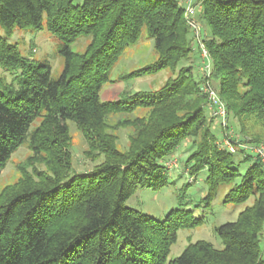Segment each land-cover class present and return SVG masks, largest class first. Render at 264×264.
I'll return each mask as SVG.
<instances>
[{"label":"trees","instance_id":"trees-1","mask_svg":"<svg viewBox=\"0 0 264 264\" xmlns=\"http://www.w3.org/2000/svg\"><path fill=\"white\" fill-rule=\"evenodd\" d=\"M197 2L208 28L200 42L211 60L209 80L229 126L237 124L243 142L264 143V0ZM15 30L53 37L63 59L59 77L51 78L48 61L20 53ZM143 30L156 60L121 79L162 70L172 76L157 90L101 101V87ZM190 31L178 0H0V170L25 142L43 166L19 170V180L0 192V264H264V170L249 154L235 162L217 148L203 80L192 73ZM79 37L88 43L74 52ZM113 116L125 118L112 126ZM68 121L86 142L83 155L95 163L89 170H73ZM118 128L129 130L126 149L118 147ZM188 139L195 150L184 166L192 176L206 171L195 208L210 207L221 188L224 203H252L215 227L221 249L199 240L169 260L178 231L204 223L182 201L184 189L180 207L163 219L125 203L140 189L168 185L164 164Z\"/></svg>","mask_w":264,"mask_h":264},{"label":"rangeland","instance_id":"rangeland-1","mask_svg":"<svg viewBox=\"0 0 264 264\" xmlns=\"http://www.w3.org/2000/svg\"><path fill=\"white\" fill-rule=\"evenodd\" d=\"M75 2H80V0H75ZM195 2H197V0H195ZM180 5L182 7L184 6L182 3ZM196 13L198 14V10ZM196 20L201 26V36H203L205 32L208 34V28L205 22L202 20L200 21L199 16H196ZM194 37V33L190 31L189 38L193 51L191 66L193 67V76L197 80L201 78L200 68L203 64L199 43ZM11 41L17 43L20 53L23 56L35 59L36 62L48 61L51 65V78L55 79L59 77L63 69V59L58 54V49L53 37L46 30H15L11 37ZM87 43L88 38L79 37L77 41L71 45V50L74 52H82ZM155 60L156 54L153 51L152 41L148 39L146 31L143 30L138 43L126 49L121 59L110 72L109 78L112 82H108L101 87L99 91L100 100L103 102L116 101L122 94H133L138 91L147 92L159 89L161 85L172 76L170 70H162L152 76L134 77L128 80L121 79L125 74L150 65L154 63ZM188 64L187 62H183L181 66H186ZM1 72L0 70V74ZM211 84L215 87L213 83ZM204 110L205 114L208 116L206 108H204ZM142 113L141 110L138 111L139 115ZM119 118H125V116H113L110 118L109 124L114 126ZM38 123L39 120H36L31 129L36 127ZM210 124L211 129L217 136L215 140L216 144V142L220 140L221 129H219L214 121ZM67 125L71 137L73 170L77 172L89 170L95 163H92L83 155L84 151L87 149L86 142L73 122L68 121ZM230 126L234 136L241 140L238 135L237 124L230 121ZM114 133L119 138L118 147L120 149H126L128 146L127 137L129 130L118 128L114 130ZM194 145L195 143H193L191 139L184 141L179 145L172 156L166 160L164 164L168 172V174L164 175V178L168 181L166 187L162 189L155 187L140 189L125 203L129 208L157 219H163L170 209L180 207L178 204L180 202L179 194L184 189L182 201H186L187 208L193 211V216L202 218L204 223L198 227L184 228L178 231L177 241L170 249V254L168 256L169 260L178 257L189 243L199 240L210 242L216 249H221L223 244L214 231L215 227L226 222L235 221L239 212H241L246 205L252 203V199L246 204L241 205L224 203V193L227 189L221 188L217 198L212 202L210 207L206 209L195 208L206 192V185L204 182L206 171H201L196 176H192L184 166L187 157L195 150ZM32 155L28 142H25L16 150L4 168L0 170V192L4 187L12 185L19 180L21 177L20 171L31 173L34 168L43 169L41 164L35 163L34 160L31 159ZM232 156L236 162L246 155L244 150L237 147L236 152L232 154ZM249 156H251V160H254L252 155L249 154ZM262 243H264V237L262 238Z\"/></svg>","mask_w":264,"mask_h":264},{"label":"built area","instance_id":"built-area-1","mask_svg":"<svg viewBox=\"0 0 264 264\" xmlns=\"http://www.w3.org/2000/svg\"><path fill=\"white\" fill-rule=\"evenodd\" d=\"M184 4V14L191 32L194 33L195 40L199 43L201 59L203 66L200 68L201 78L203 82L200 85L201 92L206 96L205 108L209 118L213 119L220 130V140L216 145L220 150H225L231 154L236 152L237 147L244 150V153H249L259 162L264 170V143L249 144L243 142L234 136L232 129L229 126L228 113L225 104L219 98L216 88L211 84L209 78L211 75V60L208 52L200 42L201 26L196 20L197 10H200V3L195 0H183L180 4Z\"/></svg>","mask_w":264,"mask_h":264},{"label":"crops","instance_id":"crops-1","mask_svg":"<svg viewBox=\"0 0 264 264\" xmlns=\"http://www.w3.org/2000/svg\"><path fill=\"white\" fill-rule=\"evenodd\" d=\"M178 1H180V0H178Z\"/></svg>","mask_w":264,"mask_h":264}]
</instances>
